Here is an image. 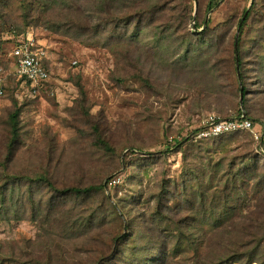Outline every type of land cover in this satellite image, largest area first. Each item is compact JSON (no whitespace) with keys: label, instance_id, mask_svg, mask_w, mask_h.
<instances>
[{"label":"rangeland","instance_id":"1","mask_svg":"<svg viewBox=\"0 0 264 264\" xmlns=\"http://www.w3.org/2000/svg\"><path fill=\"white\" fill-rule=\"evenodd\" d=\"M43 2L0 0V75L6 87V96L0 98V147L12 138L10 119L15 111H20V151L10 171L34 175L48 170L50 178L62 188L69 185L86 187L91 182L96 184L94 172L111 167V174L104 181L105 191L122 213L125 227L120 234L123 240L119 254L114 262L108 264H158L161 246L151 237L146 222L152 221L151 213L159 202L162 184L172 182L174 188V183L180 184L182 178L190 173V168L202 177L201 164L207 166L211 157L215 163L224 161L222 165L228 170L230 165L235 164L237 173L242 163L240 158L254 150L248 133L229 135L215 141L188 143L181 150L175 143H186L205 115L236 116L238 112H243L242 107L245 112V108L241 105L237 109L230 103L231 98L226 100L211 95L209 90L204 92L205 86H201L196 94L172 85L166 93L160 87L163 83L159 82L163 71L150 64L146 66L145 73L152 76L150 73L156 71L158 76L152 77H160L159 81H154L150 76L154 86L149 83L141 85L132 80L120 82L118 79L123 65H119L120 60L115 55L120 54L119 33L114 35L110 30H102L92 40L80 30L85 26L87 15H92L89 11L95 7H66L64 3L44 7ZM187 2L193 7L195 19L198 8L205 9L209 0H200L201 5L199 0ZM253 3V0H221L213 10L207 11L204 27L197 31L193 21L192 30L201 32L208 22L212 28L228 22L234 24L246 18ZM258 7L264 9V0H260ZM94 17L97 19V15ZM239 28H236V36ZM153 33L149 29L144 30L138 36L139 41L152 49L155 58L163 57L172 64L176 61L180 64L178 54L173 55L175 46L167 42L159 43ZM27 34H33L45 49L51 70V80L35 94L30 87H22L11 57L16 42ZM240 35L241 32L237 47ZM109 37L112 46L106 44V48L102 46L105 45L102 40ZM242 40L249 90L247 106L252 109V121L259 125L258 129L264 135L262 13H255ZM193 63L190 57L181 66L188 65L190 69ZM187 77L190 78V74ZM226 82V79H220V84ZM93 126L100 128V133L112 146L111 150L96 144L98 135ZM207 150L210 152H205ZM250 160L247 163L253 164ZM124 174L128 179L125 187H108L107 184L115 176L121 177L123 183ZM2 176L0 169V184ZM201 179L205 191L210 179ZM179 187L181 197L182 187ZM197 194H201V190ZM204 194L208 196L210 193ZM99 201L101 197L98 194L82 200L71 196L60 197L48 189V234L43 232L40 223L17 220L14 211L19 210V205L11 207L13 209L7 213L0 208V264L83 263L79 259H83L81 251L93 247L94 239L97 244L103 245V235L114 229L109 221L100 227L106 217L100 207L96 210L99 220L88 223V217H82L78 225L85 224L87 227H73L77 217L87 208L96 209ZM234 205L240 207L239 202ZM253 206V201H246V208L251 210ZM211 216L212 212L206 209L201 218L205 220ZM197 234L200 237L206 234V239L213 244L218 230L206 224Z\"/></svg>","mask_w":264,"mask_h":264},{"label":"trees","instance_id":"2","mask_svg":"<svg viewBox=\"0 0 264 264\" xmlns=\"http://www.w3.org/2000/svg\"><path fill=\"white\" fill-rule=\"evenodd\" d=\"M220 2L221 0H209L205 9L198 8L195 19L193 7L189 6L187 0H44L43 4L44 7H52L61 3L66 4V7H95L89 11L92 15H87L85 26L80 30L86 32L92 40H95L102 30H110V33L114 35L119 33L118 48H120L121 55L119 53L115 55L120 60L119 65H123V72L120 70L122 74H119L118 79L120 82L132 80L143 85L152 84V80L159 81L160 77H155L156 79L152 77L158 76L156 71L150 73L152 80L145 73L146 66L150 64L155 69L163 71L162 80L159 82L163 83L160 87L166 93L169 89L171 90L172 85L178 86L180 90L193 91L196 94L201 86H205L204 92L209 90L211 95L226 100L231 98L230 103L234 104L237 109L241 108L242 85L246 118L252 120V109L247 106L249 90L246 85L241 43L245 30L255 13L264 15V9L258 7L260 0H253V7L247 15L245 14L246 18L241 27L240 21L243 18L234 24L228 22L216 28H212L208 22L201 32H194L191 23L195 21V28L200 31L206 23L207 11L213 10ZM199 5H201L200 0ZM83 14L85 15L84 12ZM94 15H97V19ZM238 27H240L241 35L239 46L236 48V28ZM146 29L154 32V38L159 43L167 42L175 46L173 55L178 54L180 64L177 61L172 64L167 58L157 59L153 56L152 49L142 44L138 38ZM109 39L110 37L104 38L102 41L105 45L102 46L107 48L106 44L111 45L112 40ZM95 44L100 45V43ZM190 57L194 62L190 69L188 65L182 67L181 64ZM45 65L51 72L48 60ZM188 74L190 78L187 77ZM222 78L227 80L226 84H220ZM80 88L83 91L81 86ZM241 115L242 113L238 112L236 116L220 117L223 119L240 118ZM19 118L20 111L17 110L10 119L12 138L0 147V169L3 171L2 184H0V208L7 213L8 210L13 209L11 207L19 205L17 206L19 210L14 211L18 216L17 220L40 223L43 232L48 234V189L60 197L71 196L82 200L90 199L98 194L101 201L96 205V209L87 208L77 217L73 227H87L85 224L78 225L82 217H88V223L99 220L96 210L100 207L101 211H105L106 214L100 227L109 221L114 229H110L107 234L103 235V245L97 244L98 242L94 239L93 247H87L81 251L83 259L77 258L83 262L81 264L114 262L123 240L120 234L125 227V222L117 205L113 204L106 195L104 181L111 174V167L94 172L97 183H88L86 187L69 185L60 188L50 178L48 170L34 175L11 172L10 169L13 168L11 166L14 165L20 151ZM254 125L259 127L255 123ZM93 127L95 134L98 135L96 144L104 148L109 147L108 149L111 150L112 146L102 136L100 128ZM196 129L197 127L190 136ZM240 133L251 135L254 150L248 156L240 158L242 163L237 173H235L237 167L235 164L230 165L228 170L222 165L224 161L220 160L215 163L211 157L207 166L204 163L201 164L202 177L197 176L190 168V173L182 178L180 184L175 182L174 188L172 182L165 181L162 184L159 202L151 213L152 221L146 222L151 237L161 246L158 264H264V154L259 150V143L248 131H236L218 138L197 142L215 141ZM193 142L194 140L189 138L186 143L182 141L175 144L181 150L184 145ZM191 152L190 150L189 154ZM205 152H210V150ZM248 159H251L253 164L247 163ZM187 160L188 156L185 162ZM207 177L210 179V184L204 191L205 186L201 178L206 179ZM127 181L125 175L123 183L114 187L109 183L107 185L110 189L125 187ZM180 185L182 187L181 197L178 193ZM196 188L197 193L201 190L200 197L195 193ZM208 192L210 194L206 196L204 193ZM154 196L156 199L157 196ZM247 200L254 202L251 210L245 207ZM236 202H239L240 207L234 205ZM206 209L212 212V216L204 220L201 216ZM81 211L80 209L79 212ZM206 224L218 230V235L213 237L215 239L213 244L211 240L206 239V234L203 237L197 234ZM116 230L120 232L116 233Z\"/></svg>","mask_w":264,"mask_h":264},{"label":"built area","instance_id":"3","mask_svg":"<svg viewBox=\"0 0 264 264\" xmlns=\"http://www.w3.org/2000/svg\"><path fill=\"white\" fill-rule=\"evenodd\" d=\"M11 57L15 61V75L22 83V87H30L34 94L51 80V72L45 65L46 60H48L47 53L33 34L20 37L13 47ZM5 96V82L0 75V98ZM258 128L255 127L252 120L242 115L240 118L223 119L217 114H207L202 118L190 138L197 142L218 138L236 131H248L259 143V150L264 154V135L261 129ZM121 180V177H116L110 181L109 185L112 187L117 186L121 183Z\"/></svg>","mask_w":264,"mask_h":264},{"label":"water","instance_id":"4","mask_svg":"<svg viewBox=\"0 0 264 264\" xmlns=\"http://www.w3.org/2000/svg\"><path fill=\"white\" fill-rule=\"evenodd\" d=\"M244 20H245V17L242 19V22H241V24H240V27H241V25H242V23H243ZM239 33H240V28H239L238 33H237L236 48H237V45H238V37H239ZM237 69H238V71H239V62H238V60H237ZM240 103H241V105L243 106L242 85H241V98H240ZM242 111H243V112H242V116H243V117H246V113L244 112L243 107H242Z\"/></svg>","mask_w":264,"mask_h":264}]
</instances>
